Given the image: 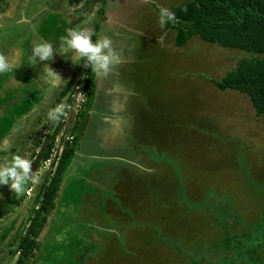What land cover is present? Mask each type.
Instances as JSON below:
<instances>
[{"label":"rangeland","instance_id":"374dc122","mask_svg":"<svg viewBox=\"0 0 264 264\" xmlns=\"http://www.w3.org/2000/svg\"><path fill=\"white\" fill-rule=\"evenodd\" d=\"M48 1L41 0L38 9L47 8ZM179 1L162 0L160 7ZM23 22L13 24L24 27ZM151 25L157 35L156 21ZM27 29L16 35L11 53L0 50L20 66L0 73V163L14 155L32 161L56 122L48 112L67 95L70 103L49 159L30 173L36 182L16 196L25 206L11 220L2 218L0 264L15 263L17 255L9 252L38 205L60 149L71 141L75 115L86 99L82 83L75 84L83 71L54 56L49 66L62 62L63 84L70 86L62 99L58 90L65 85L49 91L47 100L41 96L44 87L36 80L41 64L29 61L40 37L34 29L30 46ZM0 36L6 45L8 34ZM156 43L157 37L145 39L137 53L144 97L140 132L130 140L135 148L122 146L121 135L104 132L108 120L89 118L70 169L79 172L78 180L60 203V223H55L58 215L52 218L29 264H232L236 256L239 262L264 264V116L256 115L244 94L219 91L211 83L238 62L261 56L198 36L177 51L168 41ZM129 159L133 164L139 159L138 171ZM5 196L0 201H7ZM10 224L15 226L7 238Z\"/></svg>","mask_w":264,"mask_h":264},{"label":"crops","instance_id":"0c3cea01","mask_svg":"<svg viewBox=\"0 0 264 264\" xmlns=\"http://www.w3.org/2000/svg\"><path fill=\"white\" fill-rule=\"evenodd\" d=\"M40 1L41 0H0V33H3V35L8 34L9 37L5 45V38L0 36V50L3 49L6 50L4 52L11 53L13 46L11 43L16 42L15 40L18 38V36L16 38V35H21L25 28H29L25 30L24 37L30 46L33 43L32 37L34 29L38 30L39 40L46 39L53 43L58 42L59 37L64 35L69 28L73 27L88 29L91 35L96 27V39L104 36L110 37L112 39V46L116 51L117 61L113 63L109 73L105 77L98 78L92 73L94 93L88 114L90 119L103 118L108 120L107 122L110 125H107L108 129L104 132L109 135H121L120 140L122 146L124 145L129 149L135 148L130 140L135 134L140 132L141 123L138 114L142 108L144 97L138 88L140 79L144 76L139 70L140 60L137 56V53L141 50V44L144 43L145 39L149 40L157 37L159 43L164 44L168 41L170 50L177 51L186 48L193 36L187 41L186 45L182 47L175 46V31L163 29V25L159 24L157 19L158 14L153 7H160L162 0H104L102 5L100 3H92L90 2L91 0H55V10H51L49 7V5L52 6V0L48 1L47 8L38 9ZM184 1L185 0H180L177 2V5ZM171 7L173 6H167L166 8L169 9ZM23 8L25 10H23ZM40 10H42L43 13L36 16ZM99 10L102 11L101 15L98 13ZM29 16V20L25 19L29 18ZM23 19L26 22H23ZM15 21L23 22L25 26L18 27L17 24H13ZM154 21H156L158 25L157 35L151 32V24ZM1 22L3 23L1 24ZM8 22L10 23L8 24ZM26 47L28 46L26 45ZM13 55L12 53L10 56ZM70 56L71 53H69L67 57L54 55V58L58 61L69 62ZM62 62H58L56 66L49 67L54 72L58 73L63 80L62 75L64 74V66H62ZM74 62L75 61L72 62V66ZM40 67L42 69V65ZM19 68V65H15L14 71H17V69L19 70ZM29 68L32 70L33 66ZM17 78L20 79L18 76ZM36 80L43 85L44 88L41 90V96L47 100L49 91H53V89H50L41 79L39 80L37 78ZM62 84L59 86L66 85ZM61 89L58 91H61ZM32 113L35 112L32 111ZM73 160L63 176L59 192L54 200V208L50 212V214H52L50 217H47L46 223L40 231L39 236L42 239L45 238L50 231L52 225L49 227V224L53 217L56 218L58 215V219H56L57 221L55 223H60L59 216L63 213L62 207L64 206V204L60 205V203L64 195L67 196L66 194L68 191H72V185L78 180L79 172L74 173L70 171L75 164ZM138 160L139 159H136L135 164L131 163L134 161L130 159L127 160L132 165L136 166V169H133V171L139 170V168H137L139 166ZM118 161L126 162L124 159ZM67 173H70V175ZM70 180L72 183L67 184ZM3 196L8 198V200H4V202L0 201V223L3 221V217L6 218L9 216L8 218L11 220V217L17 215L19 211L22 210V207L25 206V200H16L17 194L14 191L5 187L1 189L0 187V198ZM67 198H70V196ZM12 226L15 225H8L7 229L9 230L6 233L7 238L12 232Z\"/></svg>","mask_w":264,"mask_h":264},{"label":"trees","instance_id":"16d2710c","mask_svg":"<svg viewBox=\"0 0 264 264\" xmlns=\"http://www.w3.org/2000/svg\"><path fill=\"white\" fill-rule=\"evenodd\" d=\"M90 2L102 5L104 0ZM153 7L158 14L159 7ZM169 10L175 14L177 22L175 24L166 23L163 25V29L175 31L174 44L176 47H182L192 36H198L206 43L244 50L261 56L238 62L235 69L227 72L219 80H211V83L219 91L234 90L244 94L256 115L264 116V0H185ZM98 13L101 15L102 11L99 10ZM95 31L96 27L91 35L93 41L96 40ZM83 63L84 61L80 60L73 64L77 71L82 70L84 74L80 81H75V84L82 83L86 90L82 111L76 114L70 131L72 133L71 141H65L62 146L54 170L41 192L37 207L33 210L15 248L9 252L11 257L17 255L14 264H29V260L39 249L37 238L49 213L54 208V200L57 197L63 176L75 156L89 120L88 110L92 104L94 80L91 70L80 65ZM69 86L70 83L61 89L58 99L66 96ZM69 103L70 96L67 95L63 103L66 105L64 113ZM63 115L59 116L52 131L43 137L42 144L32 154L31 173L36 171L40 162L49 159L63 121ZM231 262L232 264H249L239 262L237 256L229 261V263ZM248 262L251 263L249 260Z\"/></svg>","mask_w":264,"mask_h":264},{"label":"clouds","instance_id":"9594fccd","mask_svg":"<svg viewBox=\"0 0 264 264\" xmlns=\"http://www.w3.org/2000/svg\"><path fill=\"white\" fill-rule=\"evenodd\" d=\"M157 19L160 25L177 22L175 14L166 7L158 8ZM69 53H71L69 61L71 64L73 61L83 60L84 63L80 65L90 69L98 78L107 76L111 66L117 61L116 51L110 37L104 36L93 41L90 31L79 27L69 28L56 43L43 39L34 42L29 61L32 65L37 63L42 65L40 79L50 89H53L64 81L49 67V63L54 55L67 57ZM16 63L15 57L8 59L0 56V73L11 72ZM65 107L64 104L57 105L48 112V119L56 121L64 114ZM30 173L31 161L14 155L10 160L0 163V185H6L9 190L20 194L25 191V185L29 181L36 182V177Z\"/></svg>","mask_w":264,"mask_h":264},{"label":"built area","instance_id":"2783aa9c","mask_svg":"<svg viewBox=\"0 0 264 264\" xmlns=\"http://www.w3.org/2000/svg\"><path fill=\"white\" fill-rule=\"evenodd\" d=\"M79 95V94H78Z\"/></svg>","mask_w":264,"mask_h":264}]
</instances>
